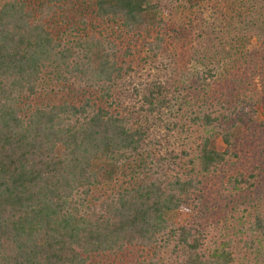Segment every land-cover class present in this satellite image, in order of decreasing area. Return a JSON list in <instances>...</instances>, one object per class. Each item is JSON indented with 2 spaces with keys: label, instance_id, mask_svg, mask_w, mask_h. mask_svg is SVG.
<instances>
[{
  "label": "trees",
  "instance_id": "1",
  "mask_svg": "<svg viewBox=\"0 0 264 264\" xmlns=\"http://www.w3.org/2000/svg\"><path fill=\"white\" fill-rule=\"evenodd\" d=\"M72 1L0 0V264H264V0Z\"/></svg>",
  "mask_w": 264,
  "mask_h": 264
},
{
  "label": "rangeland",
  "instance_id": "2",
  "mask_svg": "<svg viewBox=\"0 0 264 264\" xmlns=\"http://www.w3.org/2000/svg\"><path fill=\"white\" fill-rule=\"evenodd\" d=\"M227 1L229 2V4H230V1L231 0H210V2L208 3V5L206 4V6L205 5H203L204 7H206V11H205V13H204V17H207V19H205V21H208V22H212L213 21V23L215 24V25H212L211 26V28H212V30H211V28L209 27V26H206V29H207V32H209V33H211L210 35H212V36H219V34H217V30H218V23H219V18H218V16H219V13L218 12H216L215 14H211V12L213 11V8H217V7H221L222 5H224V11L226 12L227 10H226V7H227ZM67 3V2H66ZM72 3H73V5L71 6V5H69L70 7H72V10L69 12V13H71V12H77L78 10L79 11H84V9H85V5H84V3H82V1L81 0H73L72 1ZM71 3V4H72ZM231 3H232V1H231ZM68 4V3H67ZM216 10H218V9H216ZM86 11H89V9H86ZM186 14L187 13H180V12H178V13H174L173 15H174V21H171V22H169V27H167L165 30H163L162 31V34L164 35V36H168L169 34H173L172 33V31H171V28L176 24L175 23V21L176 22H178V23H182V22H185V16H186ZM161 16H165V14H163V15H161ZM71 17V16H70ZM68 21V20H67ZM235 22H237V18H235V19H233V23H235ZM63 25H64V23H63ZM88 27H90V25H88ZM99 28H105V30L104 29H102L103 30V34H106V35H110L111 37H114V39L116 40V42L117 43H119V44H121L122 45V47H123V45H126L127 47L128 46H130V48H131V53H133L134 54V56H131L134 60L136 59V57L140 54V55H144L145 54V51H144V48L142 47V44H141V42H134L133 40L131 41V43L130 44H128L127 42H126V40L128 39V37L127 36H122L121 37V35L119 36L118 35V28H117V26H115V24L114 23H111V24H109V25H105L104 23H101L100 25H99V27H98V29ZM187 33H188V31H187ZM177 33H175V34H173L174 36L176 35ZM178 37H177V39H174V42H175V45H176V47L178 48V47H181V44L182 43H185V44H187V42H188V40H190V37H189V35L187 34V36L188 37H185V38H179V35H177ZM68 37V36H67ZM72 37V36H71ZM217 41H219V40H217ZM255 41V40H254ZM172 42H173V40H172ZM188 45V44H187ZM142 48V51L140 50L139 51V49H141ZM249 49V48H248ZM239 58H240V55H236V63H235V67L237 68V69H239ZM137 61V60H136ZM144 66V65H143ZM189 66V65H188ZM146 68V70H147V68H149V67H145ZM143 71H142V68L141 69H138V75H140V76H142L143 75ZM144 76V75H143ZM45 86V89H49L50 87L52 88L53 86L52 85H50L49 83L48 84H46V85H44ZM54 88V87H53ZM210 92V90H209V88L208 89H206L205 90V92ZM193 92H195V91H193ZM61 94V96L62 97H66V98H70V97H73V96H71V94H68V92L67 91H63V92H61L60 93ZM193 95L195 96V93H193ZM199 96L200 97H204V96H206V95H204L203 94V92H200L199 93ZM199 98V97H198ZM187 108H188V106H187ZM188 111H189V109H187ZM183 114H184V116L186 117V116H188V115H190V112H183ZM264 117V112L263 111H260V114H259V117L257 118H255V122H259V121H261L260 119H262ZM166 118H164V120H165ZM158 126V128L160 129V130H163V125H161V123L160 124H158L157 125ZM211 188H213L210 192H212V193H215V187H213V186H211ZM213 195V194H212ZM212 195H209L210 197H209V199L208 200H203V203L202 204H199V206H198V208H196L195 210H194V212H197V211H199V210H202V211H204V212H202V213H200V212H197V217H200V215H201V218H199V221L200 222H202V223H204V225L205 224H210V226H211V228L213 227V224H215V223H213V220L215 219V220H217L218 221V224L217 225H214V227H221V223H223L224 222V218L223 217H231V216H236V217H238L241 213V210L243 209V207L244 206H239V212H238V215H235L233 212H230V213H228L227 215H224V213L222 212V211H218L221 207L220 206H215V201L213 200V198H212ZM204 201H205V203H204ZM213 206H215V207H213ZM193 212V213H194ZM218 213H220L219 215H218ZM199 215V216H198ZM214 216L216 217V218H214ZM218 216V217H217ZM165 217L168 219V220H171V221H173V222H177V223H180V222H183V221H185L187 218H188V216H187V214L184 212V211H181V210H172V211H167L166 213H165ZM234 221H236L235 219H234Z\"/></svg>",
  "mask_w": 264,
  "mask_h": 264
}]
</instances>
